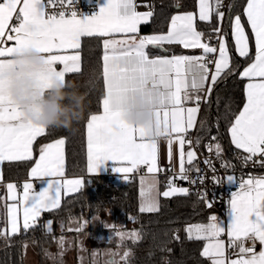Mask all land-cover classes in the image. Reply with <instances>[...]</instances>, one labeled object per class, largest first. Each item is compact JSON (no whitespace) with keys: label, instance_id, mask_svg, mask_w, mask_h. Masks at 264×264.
I'll return each instance as SVG.
<instances>
[{"label":"snow or ice","instance_id":"snow-or-ice-1","mask_svg":"<svg viewBox=\"0 0 264 264\" xmlns=\"http://www.w3.org/2000/svg\"><path fill=\"white\" fill-rule=\"evenodd\" d=\"M76 3L77 0H0V164L33 160L34 141L46 132L45 128L26 121L11 99L13 55L23 49L44 54L47 68L37 73V77L47 86L54 77L63 80L66 74L81 71V40L94 37L102 41L105 91L102 111L91 114L86 124L89 174H97L99 166L110 160L117 165L113 171L128 181L130 174L146 166L151 181L147 193L141 188L140 194L144 197L141 212H158L157 197L161 195L165 198L189 195L190 189L177 186L172 177L167 181L166 190L162 193L157 190L159 181L155 174L163 171L159 167V141H167L170 165L173 145H178L176 178L203 184L206 177L194 163L197 157L194 144L198 145L200 139L193 141L187 138L188 133L196 127L201 105H210L214 89L232 75H239L246 83L245 102L228 128L231 143L247 154L243 157L246 163L252 161L264 166V0H246L241 14L227 16V29L223 26L226 19L225 12L221 11L223 0H198V19L195 12L178 13L171 16L166 33L150 35H140V27L153 18L151 5H144L149 10L140 12L137 0H106L97 14L81 18ZM214 18L217 22L205 39L206 34L197 30L198 21L211 23ZM166 45L202 51L199 55H151L150 47L167 51ZM253 45L254 55L251 54ZM233 52L248 61L242 71H237ZM57 65L62 68L58 70ZM141 94L155 106L154 133L130 125L123 118L124 111ZM65 143L60 138L40 147L39 158L31 167L30 179L23 183L21 193L17 191V184H6L7 198L12 203L5 205L7 226L0 228V237L7 240L21 230L34 229L43 212L61 206L62 194L78 192L84 186L82 178H65ZM207 147L217 156L223 151L219 143ZM204 163L215 173L209 160ZM169 170L175 173L174 167ZM193 171L197 179L190 178L189 173ZM43 177L52 179L37 193L33 181ZM212 179L215 183L221 182L215 175ZM145 180L142 176L141 185ZM225 182L237 183L234 175H227ZM206 206L212 208L213 203L206 201ZM44 227L50 232L52 221L48 220ZM105 227L115 228V225ZM184 231L189 239L206 241L201 255L211 259V264H264V248L258 253L254 251L256 241L264 245V177L249 176L239 182L238 190L230 195L226 224L212 215L207 223L189 224ZM225 233L229 246L239 249L237 259L226 261L225 244L220 239ZM115 235L121 241L127 238L136 242L141 238L137 231H116ZM245 241H252L253 247H245ZM128 257L126 251L121 260L126 262Z\"/></svg>","mask_w":264,"mask_h":264},{"label":"trees","instance_id":"trees-1","mask_svg":"<svg viewBox=\"0 0 264 264\" xmlns=\"http://www.w3.org/2000/svg\"><path fill=\"white\" fill-rule=\"evenodd\" d=\"M214 2V0H213ZM236 0L232 9L237 3ZM239 5V4H238ZM197 0H155L153 18L148 24L142 25L140 32L150 33L166 31L171 16L178 10H194ZM215 18L211 23L200 24L205 38L216 24ZM224 28L227 29V19ZM167 51L151 48L152 53L183 52L179 45L165 46ZM82 68L79 73H69L66 80L72 81L80 92L85 94V111L82 119L75 122L71 130L62 128L46 129L44 135L36 141V152L39 145L55 137L66 138L67 174L85 176V185L78 192L67 195L58 209L43 212L38 219L37 226L27 232L20 233L9 239L0 237V264H31L27 259L28 247H33L37 254L35 264H62L61 259H54L49 251L57 243L58 237L66 234L67 224L73 219L85 221V232L95 243H89L88 250L108 247L114 251L109 258L112 264H211V259L201 255L204 241L189 239L184 231L188 224L203 222L216 213V207L208 208L205 198L193 193L187 196L162 197L158 212H141L138 196L139 188L135 177L115 180L109 175H95L90 177L87 172V143L86 124L91 114L102 110L101 101L104 95L102 77V41L94 37L82 39ZM254 55L253 51L251 52ZM237 71H241L247 64L246 58H240L233 52ZM244 83L239 75H232L223 80L215 89L211 97V104L204 105L198 125L193 131L200 144L215 136L222 143L226 151V160L235 149L230 141L228 128L239 113L244 98ZM201 120L204 126L201 127ZM31 161L7 162L4 164L5 177H25ZM164 184V183H163ZM167 185V184H164ZM111 212L113 222L107 224L104 216ZM99 216L100 219L94 217ZM52 221L49 232L44 224ZM84 223V222H83ZM105 225L115 228L105 227ZM1 228V227H0ZM137 231L140 239L133 242L125 238L123 241L115 235L116 231ZM78 232V231H77ZM99 233L105 236L98 237ZM111 234L112 236H106ZM176 237H179L177 239ZM129 252L127 261L121 260L124 252Z\"/></svg>","mask_w":264,"mask_h":264},{"label":"clouds","instance_id":"clouds-1","mask_svg":"<svg viewBox=\"0 0 264 264\" xmlns=\"http://www.w3.org/2000/svg\"><path fill=\"white\" fill-rule=\"evenodd\" d=\"M10 96L21 109L26 121L45 129L71 130L82 119L85 94L66 79L52 78L44 86L37 73L47 68L46 57L35 49L18 50L13 57ZM155 106L141 94L133 106L124 111L123 118L130 125L155 131Z\"/></svg>","mask_w":264,"mask_h":264},{"label":"built area","instance_id":"built-area-1","mask_svg":"<svg viewBox=\"0 0 264 264\" xmlns=\"http://www.w3.org/2000/svg\"><path fill=\"white\" fill-rule=\"evenodd\" d=\"M235 1L236 0H223V7L221 8V11H224L226 16L232 9ZM137 2L141 5L137 9L138 11H148L149 8L145 7L144 5H151L152 11L154 10L155 0H137ZM97 5L98 0H77L75 8L79 14L88 13L95 10L97 8ZM229 5H231V8H229ZM49 11H52V9L50 8ZM212 41L214 42V44L216 43L215 37H213ZM212 137L213 136H211L204 143V145H201L200 143L198 145L194 144V150L197 154L196 161L194 163L203 170L202 174L206 177L205 182L203 184H200L199 182H197L196 184H191L189 181L179 180L178 178H176V174L178 173V171H175L174 173L173 171L169 170L170 168H162L163 171H160V176L162 183L164 184H167V181L170 177L176 179V183L184 184L185 187L190 189V193H193L199 197L203 196L206 200L211 201L213 203V206L216 207L222 215H226L227 204L230 200L231 192L238 190V184L241 180H246L249 178V176L253 177L256 172L264 166H261L258 163H253L252 161H248L246 163L243 160V157L247 154L244 153L242 150L236 148L233 150L232 154L230 155V159L227 161L226 151L223 148L222 143L218 138L213 141ZM187 138H191L193 141H195V133L191 131L190 133H188ZM215 143H219L223 150L220 156H217L214 150L212 152L208 151L207 146L209 144ZM205 160H209L211 162V165L215 168V173H213L209 166L204 163ZM146 169V166L142 167V171ZM229 174L235 176L237 181L236 184L229 185L225 182V178ZM189 175L191 179H197V173H195L194 171L190 172ZM213 175L218 177L221 182L215 183L212 179ZM0 212V219H2L1 208ZM244 246L252 248V241H245ZM258 247L259 244L258 241H256L254 251L258 250ZM238 251V247L228 246L226 256L228 258H233L237 255Z\"/></svg>","mask_w":264,"mask_h":264},{"label":"crops","instance_id":"crops-1","mask_svg":"<svg viewBox=\"0 0 264 264\" xmlns=\"http://www.w3.org/2000/svg\"><path fill=\"white\" fill-rule=\"evenodd\" d=\"M210 2H213V0H210ZM105 4H106V0H98L97 8L95 10L91 11V12H88V13H80V14H82L81 18L88 17V16H91V15L97 14L99 12V8L102 7V6H104ZM245 4H246V0H243L242 3L241 2L237 3V5L234 6L232 12H230V14H227V16L228 15H231L232 17H234L237 14H241L243 12V7L245 6ZM189 11L195 12L197 14V19H198V0H197V6H196V8L194 10H178L173 15H176L178 13L189 12ZM140 12H142V11H140ZM227 16H226V19H227ZM242 20L246 24V17H243ZM202 23H205V22L198 21V25H197V30L198 31H201L200 24H202ZM227 26H228V21H227ZM167 30L166 31H158V32H150V33H148V32L147 33L140 32V35H150V34H156V33H162V32L163 33H166ZM249 31H250V29H249ZM229 39H231V38L229 37ZM212 43L214 44L213 41H212ZM81 45H82V40H81ZM79 51H80V54H81V68H82V53H81V49ZM149 51H150V53H151L152 56H157V55H159V56H165V55L166 56H171L173 54H177V55L178 54L199 55V54H201V51L202 50H199V49H185L183 52H165V53L160 52V53H152L151 52V47H150L149 48ZM252 51L254 53V45L251 47V52ZM232 55H233V53H232ZM246 65H244L243 67H245ZM57 68H58V70H60L62 68V65H57ZM242 70H243V68L241 69V71ZM245 83H246V81H245ZM188 106H193V105H188ZM202 109H203V105H201V112L197 115L196 127L198 125V121H199L200 115L202 113ZM101 111H99V112H101ZM99 112H97V113H99ZM97 113H93V114H97ZM196 127L194 129L190 130L189 133L191 131H194L196 129ZM229 137H230V141H231L230 133H229ZM38 138L39 137H37V139ZM60 138H64L65 141H66V138L64 136L55 137V138H53L51 140L45 141L42 144H40L39 145V149H40L41 146H43L45 144H48V143H52L56 139H60ZM37 139H36V141H37ZM36 141H34V144H33V160H32V163H31L30 167L27 170V173H26V176L25 177H21V178L9 177V178H6L5 177V173H4V164L7 163V162H9V161H5V162H3V164H0V172H2V175H3V180L0 181V208H1V211L3 212V221H2V224H1V228H5L7 226L6 225L7 216H6V207H5V205L8 204V203H12V201L8 200V198H7L8 197V193H7V189H6V184L7 183H15V184L18 185V189H17L18 193H21L22 192V187L21 186L23 185V183H25L26 181H28L30 179L29 173H30L31 167L34 166L35 161L39 158V149H38L37 152L35 150ZM86 143H87V137H86ZM233 147L235 148L234 145H233ZM185 150L186 151L188 150V145L187 144L185 145ZM64 156H65V169H64V171H65V178H67V179L82 178L85 181V176H83V175H69V174H67V171H66V168H67V161H66V143H65V146H64ZM15 162H17V161H15ZM116 166L117 165L113 161H110V160L109 161H105L103 164H101L99 166V169H98V173L97 174L91 175V174L88 173V175L90 177L95 176V175H109L112 178H114L115 180L123 179L122 178V175L120 173L113 171V169ZM142 167L143 166H141L138 171L130 174V178L131 177H135L137 179V182H138V188H139L138 203H139V207H141V205H142V203L144 201V197H142L141 194H140L141 193V188L143 187L145 189L146 193H147L148 186H149V183L151 181V174H149L147 172V169L144 170V171H142ZM159 167L161 169L162 168H172V167H174L175 168V171H178V169H179L178 145H176V144L173 145V158H172V164L170 165L169 159H168V145H167V141L164 140V139H161L159 141ZM229 175H232V174H229ZM142 176L146 178L145 183L143 185H141V182H140ZM155 176H156V179L159 181V183L157 185V190L162 193L164 190H166V185H164L162 183L161 176H160V172L156 173ZM253 177L254 178L264 177V167H262L261 169H259ZM51 179L52 178H49V177H43V178L35 179L33 181V183H34V190L38 193L39 191H41L42 189H44L45 187H47V185H48V183H49V181ZM84 185H85V183H84ZM177 186H179V187H185L184 184H181V183H177ZM73 193H75V192H73ZM70 194H72V193H68L67 195H70ZM67 195L62 194L61 203H62L63 199ZM151 195H155V192H152ZM162 197H163L162 195L159 196V197H157L158 200H159V203H160ZM228 214H229V202L227 204V213H226V215H222L220 212L219 213H216L214 215H216L220 220H223L225 222V224H226L227 221H228ZM207 222H208V220L203 221V222H195V223H191V224L207 223ZM220 239L223 240L224 241V244H225V258H226V261H230L232 259H237L238 258L237 255L235 257H233V258H228L226 256L227 248L229 246V238L227 236V233L223 234L220 237ZM205 244H206V241H204V245ZM258 244H259L258 250L255 251L257 253L262 248H264V245H261L259 243V241H258Z\"/></svg>","mask_w":264,"mask_h":264},{"label":"rangeland","instance_id":"rangeland-1","mask_svg":"<svg viewBox=\"0 0 264 264\" xmlns=\"http://www.w3.org/2000/svg\"><path fill=\"white\" fill-rule=\"evenodd\" d=\"M1 215V212H0ZM96 219H100L99 216L94 217ZM113 214L108 212L104 216V220H106L107 224H111L113 222ZM0 227L3 221V212H2V219H0ZM84 222V223H83ZM83 225V227H81ZM77 229L79 231L77 232ZM86 229L85 221L80 222L79 219H73L67 224V230H72L63 234L62 236L58 237L57 243L52 245L49 254L54 259H61L62 264H112L109 261V258L113 256L114 251L111 248L104 247V248H93L90 252L88 250L89 243L93 242L91 238L83 231ZM126 232L124 230H119ZM129 233V232H126ZM105 236V234L99 233L98 237ZM106 236H112L111 234H106ZM62 241V243H61ZM98 243V242H97ZM27 259L29 263L35 264L37 262V254L33 250V247H28L27 249Z\"/></svg>","mask_w":264,"mask_h":264}]
</instances>
